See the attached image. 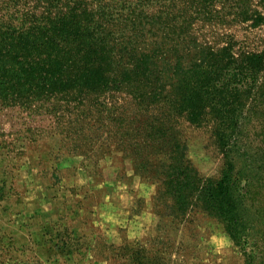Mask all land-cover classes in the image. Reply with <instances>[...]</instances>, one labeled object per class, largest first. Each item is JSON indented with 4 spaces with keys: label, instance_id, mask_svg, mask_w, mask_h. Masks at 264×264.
Segmentation results:
<instances>
[{
    "label": "rangeland",
    "instance_id": "rangeland-1",
    "mask_svg": "<svg viewBox=\"0 0 264 264\" xmlns=\"http://www.w3.org/2000/svg\"><path fill=\"white\" fill-rule=\"evenodd\" d=\"M103 1L0 0V25L26 27L74 2L94 12ZM151 1L154 13L160 0ZM186 2L163 4L170 14L196 7ZM205 10L191 24L195 39L228 44L240 60L261 54L262 65L245 74L238 64L249 82L236 145L225 147L207 111L195 122L180 115L176 128L199 176L255 173L244 186L258 213L253 232L236 242L213 213L195 205L177 214L158 196V183L135 168L129 142L142 109L123 87L54 92L0 100V264H264V0H210Z\"/></svg>",
    "mask_w": 264,
    "mask_h": 264
},
{
    "label": "trees",
    "instance_id": "trees-1",
    "mask_svg": "<svg viewBox=\"0 0 264 264\" xmlns=\"http://www.w3.org/2000/svg\"><path fill=\"white\" fill-rule=\"evenodd\" d=\"M165 1L154 13L145 10L151 0L103 1L94 12L78 11L74 2L69 11L26 27L0 25V100L123 87L142 109L141 126L129 142L136 170L158 183V196L170 198L177 214L201 206L242 242L258 216L244 189L255 173L250 168L218 178L199 176L184 159L176 127L180 115L195 122L207 111L225 147L230 138L236 145L233 132L243 117L237 100L249 82L237 78L238 64L247 65L242 73H254L261 54L240 60L228 44L214 48L194 38L191 24L205 17L210 0H183L196 7L171 14ZM231 71L233 80L227 76Z\"/></svg>",
    "mask_w": 264,
    "mask_h": 264
}]
</instances>
